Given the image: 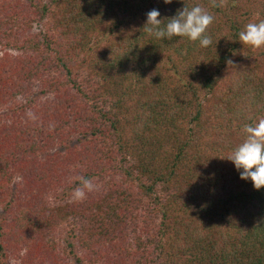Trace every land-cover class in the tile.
Instances as JSON below:
<instances>
[{
	"label": "trees",
	"instance_id": "obj_1",
	"mask_svg": "<svg viewBox=\"0 0 264 264\" xmlns=\"http://www.w3.org/2000/svg\"><path fill=\"white\" fill-rule=\"evenodd\" d=\"M215 4L0 0V264H264V188L226 159L264 118V0ZM196 5L208 47L143 28Z\"/></svg>",
	"mask_w": 264,
	"mask_h": 264
},
{
	"label": "clouds",
	"instance_id": "obj_2",
	"mask_svg": "<svg viewBox=\"0 0 264 264\" xmlns=\"http://www.w3.org/2000/svg\"><path fill=\"white\" fill-rule=\"evenodd\" d=\"M225 0H221L223 4ZM165 4H171L172 0H164ZM215 7V0H213ZM157 9L150 10L146 16L145 31L156 39H172L175 37H187L190 41H199L201 47L212 44L210 36L206 35L207 29L213 23L214 17L203 7L196 5L190 9L184 7L177 14L168 18L165 26L161 27L162 19ZM239 41L253 49L264 48V21L248 23L245 29L239 33ZM229 64L232 61H228ZM242 132L243 141L227 156L235 168L240 172V179L250 180L256 190L264 188V118L255 124L244 125ZM83 188L77 187L74 195L83 198L84 188L91 189V181L84 179Z\"/></svg>",
	"mask_w": 264,
	"mask_h": 264
}]
</instances>
